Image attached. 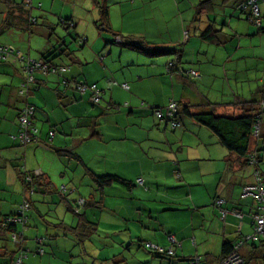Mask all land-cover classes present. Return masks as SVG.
I'll use <instances>...</instances> for the list:
<instances>
[{
  "label": "crops",
  "instance_id": "obj_1",
  "mask_svg": "<svg viewBox=\"0 0 264 264\" xmlns=\"http://www.w3.org/2000/svg\"><path fill=\"white\" fill-rule=\"evenodd\" d=\"M0 1L5 4V9L0 8V34L6 31L13 36L14 28L31 30L27 18L33 15L34 0H30L28 11L24 1ZM35 1H48L53 6L56 0ZM202 1L102 0L101 4V0H92L99 16L104 13L108 26L104 32L112 37L116 34L156 48L174 49L168 63L174 61L177 71L169 73L163 61L156 60L149 72L119 75L121 66L114 69L105 58L115 49L113 39L105 41L101 51L105 59L101 57L104 60L99 63L90 51L74 58L67 48L56 57L61 37L56 36L46 15L33 18L39 29L36 33L43 38L33 55L30 46L24 51L17 47H23V35L0 40V46H11L35 61L48 57L50 63L67 67L65 78L94 84L102 93L93 105L89 92L80 95L72 86H59L57 76L36 72L35 83L23 96L18 93L23 80L21 65L0 61V221L27 201L26 226L16 230L22 233L23 247L35 252H28L22 264H54L64 259L63 248L59 251L55 240L67 234L78 244L88 243L99 223L88 220L87 209L101 210L112 221L101 222L103 247L113 255L111 260L103 258V264H129L122 254L118 256L117 248L135 242L140 250L145 243L168 249L169 236L179 243L172 256L142 250V255L154 259L140 257L131 264H188L195 256L201 257L202 264H215L224 243L232 245L251 233L246 215L255 203L251 198H240L242 187L252 182L244 157L227 150L209 129L189 116L179 114L180 126L172 130L151 110L163 109L172 101L188 106L193 113L238 117L259 112L258 105L264 101V32L236 9L244 0H211L198 13ZM257 1L264 28V0ZM209 27L217 31V43L201 39ZM119 48V55L126 50L155 58L129 47ZM54 51L55 55H50ZM61 57L71 63H64ZM191 70L200 77H189ZM109 79L119 85L108 84ZM122 84L128 89L121 88ZM26 104L34 107L31 122L38 132L36 142L22 145L14 137L17 115ZM260 113V135L250 140L249 149L261 156L258 169L264 181V111ZM103 175L117 176L131 186L97 188L92 176ZM138 178L143 181L141 186L136 183ZM82 186L88 187V198L82 195ZM61 188L64 191L60 192ZM79 199L87 203L77 212L81 217L72 212ZM215 199L225 202L223 208L228 212L224 217L214 207ZM233 209L245 215L242 220L230 213ZM82 221L96 224L87 238L81 237ZM36 236H45L53 243L48 246L45 239L34 243ZM8 237L0 232V264H15L19 249ZM39 249L42 253L36 254ZM260 250L245 245L239 253L247 264H264V250Z\"/></svg>",
  "mask_w": 264,
  "mask_h": 264
},
{
  "label": "rangeland",
  "instance_id": "obj_2",
  "mask_svg": "<svg viewBox=\"0 0 264 264\" xmlns=\"http://www.w3.org/2000/svg\"><path fill=\"white\" fill-rule=\"evenodd\" d=\"M13 1L19 4L24 0H13ZM63 1H66L67 4H63ZM41 4L43 6L42 9H41ZM41 4L35 0L33 1L32 10L34 11H33V15L31 18H38L41 15H46L48 20H50V22L54 25V31H55L56 36L61 37L62 41H64L65 45H67L68 50L72 52V57L74 58L79 57V55L81 57L80 52L84 51L85 53L86 51H90V53H95L94 54L95 61L97 63L101 62L102 60L106 58V61H108V63H111L112 65L115 66L114 69H117L118 68L117 66H121L118 68L119 75L120 74L126 75V73H129V72H133L135 74H144L145 72H149L150 71L149 69L152 68L153 62L156 60H157V63L158 62L161 63L163 61L165 72H167V63L172 58L173 55L171 56L169 54V55H164L161 57L148 58L142 54H137L133 51H126V50H123L122 55H119L120 48L117 42L113 43L115 49H113L112 55L111 56L107 55V57L104 58V54H102L101 51H103L102 47L105 41L111 40V39L115 41V38L112 37L107 32H104L101 30L99 31L97 26L94 24V22L98 20L99 9H97L96 6L92 5V0H58V1L56 0L53 6H51L50 2L48 1H43ZM101 4H102V0H101ZM38 5H40V8L37 7ZM61 5H64V6H61ZM0 8L5 9V4H3L1 1H0ZM60 10H62V15H60ZM56 13L58 14L55 15L54 17L53 14H56ZM56 16H61V17L66 16V19L72 17L71 18L72 27L68 31L64 30L58 24L60 22V19ZM38 20H40V18ZM30 28H31L30 31L28 30L21 31L18 29L16 30L14 28V31L11 30L12 32H14L13 36L7 34V32L5 31L0 34V40L11 41L15 39L16 36L23 35L24 36L23 47L21 46H17V47L21 48V50L24 51L27 49L28 46H30L31 55H33V50L35 49V46H37L39 42L43 41V38L42 36H40L41 34L38 35L36 33L39 29L35 25L31 26ZM50 39H51V43L53 44L54 38L52 37ZM27 40L29 44L27 43ZM80 40L85 41L82 47H81V44L78 43ZM101 57H103L104 59L101 60ZM108 57H110V59H108ZM91 58H92L91 55L88 53L86 59L89 60ZM61 59L63 60L64 63H68V64L71 63V61L67 59V57H61ZM108 81H109L108 84L110 85H113V84L114 86L119 85L117 82L111 81L110 79ZM146 93H149V92H146ZM141 105L145 106L143 103H141ZM123 107L125 106L123 105ZM121 110L127 111V108L124 109L121 107ZM81 190L85 192V193H82V195H84L85 198H88L89 197L88 187L82 186ZM72 206L75 207V204H73ZM80 210L81 209H77L78 212ZM87 218L88 220L92 222L99 223L95 232H93V234H91L90 237L87 239L88 243L84 245L78 244L75 241L76 238L74 239L73 236L70 234H67L65 238H62V237L58 238L57 240H55V242L58 244L57 248L59 249V251H61L60 248H63L62 252L65 254H64V259H58V262H55L54 264H62L64 261L66 262L64 264H103V261H102L103 258L111 260L112 257L110 256H113V255H110L112 254V250H110L106 246L103 247V244H105V242H103L105 240L104 239L105 236L101 231V222L112 223L111 218L107 214L101 212V210H98V209H87ZM26 229L27 228H25V230ZM37 237L39 236H36V238H33L34 243H36L38 239H45L44 241L46 242L44 243H46L48 246L51 245L50 243H53L50 239L46 240L45 236L41 238H37ZM26 238L28 239V237ZM135 243L132 245H129L128 247L119 246L117 248V251L120 252L118 256L122 254V257H124L126 261H128L129 264H131V261L135 262L136 258H140V257H143L145 260L150 259V258L154 259L152 258V255L151 257L144 253L142 255V250L145 251L147 254L150 253V254L155 255L156 253L154 251H151L147 248H143L142 250H140L136 247ZM146 244L147 243H145V245ZM64 245L65 247H63ZM24 248L28 249L30 253L35 252V250L32 251L29 247L24 246ZM136 250H139L140 252L137 253Z\"/></svg>",
  "mask_w": 264,
  "mask_h": 264
},
{
  "label": "built area",
  "instance_id": "obj_3",
  "mask_svg": "<svg viewBox=\"0 0 264 264\" xmlns=\"http://www.w3.org/2000/svg\"><path fill=\"white\" fill-rule=\"evenodd\" d=\"M30 0H24V4L26 8L30 7ZM240 9L246 10L248 13L251 14V19L255 22V25L258 27L260 25V20L258 19V10L256 5V0H247L246 3L240 5ZM116 42H119L117 40ZM79 44H83L84 40H80ZM0 61H10L11 63H19L21 65V74L23 77L22 83L20 85L19 94L26 95L29 87L35 83L34 73L38 72L42 75H54L58 78L59 86L63 88H67L69 86L74 87V89L80 94L84 95L85 93H90V102L95 105L101 99V91L96 88V85H87L83 82H71L70 80L66 79L63 74L66 72L67 67L65 66H53L50 63L44 61H35L21 55L16 49L12 48L11 46H0ZM191 76L194 78H198L199 75L197 72H190ZM114 85V84H113ZM123 89H128V87L124 84L120 85ZM178 108L176 103L169 102L168 105L162 110H154L153 115L157 120L160 121H168L172 129H174L178 124L174 121V116L177 113ZM258 118L253 126L252 137L253 139H257L260 135V120H261V113L264 111V101L258 105ZM33 107L31 105L25 106L19 113L17 117V124H18V134L15 139L22 145H27L37 141V129L32 125L30 118L33 116ZM50 137L53 136L51 132L49 134ZM257 153H250L247 156V161L251 167L256 163ZM26 181H30L28 176H25ZM137 185H142L143 181L141 178L136 180ZM64 191V188H61L60 192ZM240 195L242 198L250 196L252 197L256 203L258 204L257 211L255 214L251 216V220L254 224L253 234L246 236L244 241L253 240L255 241L257 237H264V185L261 181L259 172L254 170L252 172V183L248 185H244L241 189ZM85 201L83 199H79L76 201V210L80 209L84 205ZM224 201L222 199H217L215 201L216 207H220L223 205ZM28 210L27 201L23 200L22 203L18 206L16 212L13 215H9L4 217L1 220V225L4 229L9 227H21L23 228L26 226L27 218L25 213ZM226 211L220 209L221 217L226 215ZM238 219L242 218L240 214H233ZM21 231L15 230L11 231L8 234V238L10 242L18 246L20 249L17 252V256L14 259L15 264H22L23 259H25L27 253L29 252L28 249L23 247V239L21 236ZM168 240L170 242V246L168 249H163L151 244H146L145 248L154 251L158 255H173V247L179 246V243L175 240L174 237L169 236ZM41 242V240H37ZM243 241H239L234 246V251L227 257L221 259L216 264H245L237 253V250L241 245H243ZM42 251L39 249L36 251V254H41ZM188 264H201V258L195 256L191 258Z\"/></svg>",
  "mask_w": 264,
  "mask_h": 264
},
{
  "label": "trees",
  "instance_id": "obj_4",
  "mask_svg": "<svg viewBox=\"0 0 264 264\" xmlns=\"http://www.w3.org/2000/svg\"><path fill=\"white\" fill-rule=\"evenodd\" d=\"M208 1H211V0H205V1L200 2L199 6L197 7V12L198 13H200V11H202V5L205 4ZM246 1L247 0H244L241 3H239L236 6V9L239 11V13H242V14L246 15V19L251 24H253L254 26H256L255 25V22L253 21V19H251L252 18L251 17V14L248 13L246 10L240 9V5L243 4V3H246ZM256 5H257V10H258V1L257 0H256ZM38 8H40V7L38 6ZM26 10L28 11V8ZM258 19L260 20L259 12H258ZM33 20L34 19L31 18V17H28L27 18V23H28V26L29 27H31L32 25L35 24V23L33 24ZM71 23H72L71 18H67V19L65 18V19H60V22L58 24L64 30L68 31L72 27V24ZM97 28H98L99 31L100 30L101 31H108V26L105 23V17H104V13L103 12L101 14L100 21L97 24ZM256 28L258 29L259 32H264V28H261V25H259L258 27L256 26ZM216 33H217V31H213L212 28L209 27L205 31L202 32L201 39L202 40H205V41H210V42L217 43L218 40H217ZM113 37L115 38V41H112V43H114L117 40H119V42H117L118 45L123 46V47L132 48V49L137 50V51H140V52H142V53H144V54H146L148 56H154V57L163 56V55L169 54L170 52H172L174 50V49L156 48V47H153V46H149L146 42H144L142 40L134 39V38H130V37H121V36L116 35V34L113 35ZM56 45H57V49H55V50H57L56 57H58L61 54H65V52L68 51L66 45L63 43V41H62L61 38H60V40L58 41V43ZM83 45H84V43L81 46H83ZM3 46H5V45H3ZM55 53L56 52L54 51L50 55H53V54L55 55ZM47 58L48 57H42L40 61H44V62L50 63L49 61H47ZM173 62H169L167 64V71H168V73L171 72V71H177L176 70V63L175 62L173 63ZM13 64L20 65L19 63H13ZM50 64H52V63H50ZM52 65L53 66H62V65H55V64H52ZM190 72H196V71L191 70V71H189V74H188L189 77L194 78V77L191 76ZM198 75H199V73H198ZM199 77H200V75H199ZM198 78H194V79H198ZM18 92H19V90H18ZM27 105H30V104L24 105L19 110V113ZM176 105H177L178 111H177V113L174 116V121L178 125L174 129H172L171 126H170V123L168 121H161V122H164V123L168 124L172 130H175L176 128H178L180 126L179 114H184V115L189 116L196 123H198V124L206 127L207 129H209L211 131V133H213L218 138L220 144L223 147H225L227 150H229L230 152L235 153L238 157H244V163L251 169V176H252V172L254 170L258 171L259 172V175H260V178H261V181H262V183L264 185V181L262 179L261 172L258 169V164H259V161H260V157L261 156L258 155L257 152L251 151L249 149L250 140L253 139V137H252L253 126H254V124H255L258 116H259L257 112L256 113H253V114L244 113V114H241L238 117H225V116L215 115L212 112H207V113H205V112L204 113H193V112L190 111V109H189L188 106H180L178 103H176ZM156 109L162 110L160 108H152L151 109L152 110V113ZM33 111H34V107H33ZM19 113H18V115H19ZM33 114H34V112H33ZM18 115H17V117H18ZM31 118H30V120H31ZM16 121H17V119H16ZM158 121H160V120H158ZM17 127H18V124H17ZM17 134H18V132H17ZM252 152L257 153L256 163L253 165V167H251L249 165L248 161H247V156L250 153H252ZM92 179H93V182L96 184L97 188H103L104 186L110 185V184H120V185H123V186H126V187L131 186L129 182H127L124 179H121V178H119L117 176H114V175L92 176ZM240 198L241 199L251 198L254 201V203H255L254 204V208L252 209V211L249 212L246 215V217L248 218V220H249V222L251 224V233L248 234V235H246V236H249V235H252L253 234V229H254V224H253V222L251 220V216L253 214H255L256 212H258L257 211L258 204L250 196H247V197L242 198L241 195H240ZM216 200L217 199H215L213 201V205H214V207L220 213V209L225 210L223 208L225 202L220 207H216V205H215V201ZM84 205H87V203H84ZM72 212L75 213V214H77V216H79V217L82 216L81 214L76 213L75 210H72ZM226 212H228V211H226ZM230 213L242 215V218L240 220H242L243 217L245 216L243 213H241V212H239L238 210H235V209H233ZM11 215H13V214H11ZM95 226H96L95 223L82 221L81 227L84 229V231H83L84 233H82L81 237L82 238H87L88 235L91 234V232L95 230ZM16 228L17 227H9L7 229H4L2 227L1 221H0V232H5V233L9 234V232L15 231ZM246 236L241 237L239 240H237L232 245L230 243H224L223 246H222V256L220 257V259L217 260V263L221 259L229 256L234 251V246L239 241H243L244 242V243H242L243 245H241L239 247V249L237 250V253L239 255H240L239 250L243 246H245V245L246 246H249V247H257V249L260 248L261 249L260 250L261 252L264 250V237H257L255 241H253V240L244 241V238ZM16 247L18 249H20L18 246H16ZM155 255H158V254H155ZM161 256H164V255H161ZM240 257L242 258L243 262L245 264H247V262L243 259V257L241 255H240ZM189 260H188V262H189ZM201 264H202V260H201Z\"/></svg>",
  "mask_w": 264,
  "mask_h": 264
}]
</instances>
